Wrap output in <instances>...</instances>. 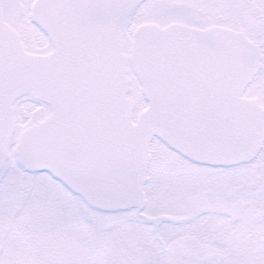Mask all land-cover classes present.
<instances>
[{
	"label": "snow or ice",
	"instance_id": "6c2138e0",
	"mask_svg": "<svg viewBox=\"0 0 264 264\" xmlns=\"http://www.w3.org/2000/svg\"><path fill=\"white\" fill-rule=\"evenodd\" d=\"M0 264H264V0H0Z\"/></svg>",
	"mask_w": 264,
	"mask_h": 264
}]
</instances>
